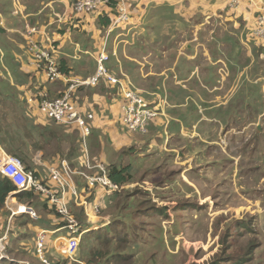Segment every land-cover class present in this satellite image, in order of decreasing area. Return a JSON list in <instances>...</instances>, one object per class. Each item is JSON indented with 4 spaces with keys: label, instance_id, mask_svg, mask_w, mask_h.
<instances>
[{
    "label": "crops",
    "instance_id": "crops-1",
    "mask_svg": "<svg viewBox=\"0 0 264 264\" xmlns=\"http://www.w3.org/2000/svg\"><path fill=\"white\" fill-rule=\"evenodd\" d=\"M126 1L136 4L139 8L138 13L132 19L133 24L139 25L134 30L136 31L135 34L132 33V30L127 33L121 29H115L111 32L108 39V41L111 40V47L108 52L110 58L108 69L111 72L116 70L118 73L117 77L120 78L123 85L127 86L131 84L145 99L155 103L159 111L158 115L161 118L154 125L160 126H153L144 135L121 131L122 126L119 128L117 123L121 116V101L118 100L119 97L112 96L104 85L79 88L75 101L82 111L93 114V119L91 120L93 131L87 141V149L91 157L97 158L104 163L111 162L115 154L122 151L125 147H134L136 151H139L141 145L147 148L150 143H157L158 149L162 150L165 138L171 141L178 136L177 138L181 137L185 140L186 136L182 137L185 135L182 131L187 128L195 126L197 129L204 131L203 124L207 121L208 114H211L213 118L212 114L214 110L219 105L225 104L213 101L215 104H205V108H202L195 100L197 99L196 96L201 95L200 68L198 67L197 69L196 65L198 63L191 64L186 68L189 63V55H194H188L187 50L192 46L191 41H197L196 46H202L197 50L206 49V42L208 40H205V35L199 40L196 30L195 33H192L191 38L185 43L180 44L181 46L179 47L173 44L176 39L169 37L171 35L162 29L160 32H154L157 20L163 21L162 23H165V25L171 24L170 21H167L169 16L165 13L167 7L165 4L172 7L173 13L176 14L177 22H179V19L180 22L195 19V22L200 24L199 28L203 29L205 27L210 30L214 26L212 17L216 13L221 12L220 7L222 5L228 13L233 14L232 16L226 15L227 26L232 27V35L222 37L216 34L215 39L212 40L215 47H218L217 40L229 38V43L233 42L232 49H237V46H240L242 50H246V53L251 56V50H248L249 47H247L249 43L254 48L260 42L264 45V36L255 35L254 32L256 27V10L262 5V0ZM234 2L236 3L231 5ZM3 3H6V5H2ZM38 3V6L31 9V4ZM8 4L12 7L11 13L13 16L6 18L3 14L7 10ZM59 6L61 7L59 8ZM104 9L107 12L109 10L105 6L100 7L102 13ZM100 17L101 15L99 14H73L70 9V0H33L30 3H23L21 0H0V96L17 97L21 104L23 103L22 101L26 103L22 110L17 111L23 124H25V126L21 125L20 127L18 132L20 133L19 137L29 150L32 163L36 165L38 171L36 178L40 186L50 190L58 198V201L52 202L47 194L34 189L32 191L34 193L29 198L20 196L16 191H12L7 195L4 205L0 207V231L3 228L4 222L8 220L12 223L19 221V226H17L18 231L21 228L28 229L27 233L20 232L19 236L17 235L18 237L16 236L17 238L7 247V254L10 260L6 261L9 263L16 261L18 264L20 262L39 264L38 255L36 254L37 260L34 262V259L27 252V246L32 244L36 248V239L41 232H44L45 241L47 235L53 236L51 245L55 251V256L61 260V264H86L87 255L82 254L81 256L80 252H78L77 256H80L81 258L79 257V259L81 260H76V253L72 259L59 253V248L65 245L66 235L62 233L65 232V225H61L62 220H65V218L58 211V207L63 202L69 214L76 219L77 217L71 210L73 204L76 205L73 208L83 210V207L81 208V206L77 205V197L73 195L71 191L72 187H77L79 201L82 202L86 198L85 195H82L83 190L91 189L86 181L85 174L92 173L72 170L70 167V139H72L71 133L74 130L62 129V131H58V125H51L45 121L36 104L29 102L28 99L34 96L37 99V96H41L43 93L46 96L48 94L52 98H55L71 83L78 79L82 80L79 77L72 76L74 68L71 64L73 61H80L83 57L81 54H90L89 51L92 54L91 58L93 62L96 64L98 49L107 28L106 25L102 24L99 19ZM30 27H35V32L30 33ZM178 32L181 33L182 31L178 30ZM158 38H160L159 41H169L170 38L173 40L169 41L170 44L167 43L171 46L170 48L164 49L160 56H154V58L151 55L154 50L155 39ZM31 41L37 44H43L42 42H44L47 46L51 44L53 47L52 54L58 62L62 61L66 73H63V76L56 82L52 84L48 83L45 74L37 68L29 50ZM215 49L222 50L219 47ZM190 50L193 52L196 48ZM203 50L201 51L202 55H204ZM229 55L222 58L226 61L224 62L225 68L226 63H228L230 68L243 70L247 68L245 73H240L243 79L238 84L244 83L245 79H250V66L253 63V57L249 62L250 64L240 67L238 64L229 63L231 59ZM260 57L264 59V54L261 53ZM181 58L182 61L180 62ZM219 60L222 62L221 57ZM216 63L214 61V65L219 67ZM154 64L166 67L156 71L152 68ZM187 71L190 74L189 76H186ZM218 73L221 74L222 80L217 81L216 88L231 85L233 78L222 76V71ZM218 73L215 74V79L218 78ZM88 76L91 75H87L86 77ZM184 83L188 85V88H185ZM229 93L230 90L228 89L226 96L234 95L236 90H232L231 95ZM205 98L212 99L214 96H206ZM189 111L194 113H189ZM173 123L174 127L171 130ZM5 125L14 126L11 123H5ZM156 127L161 128L162 132H164L162 143L159 137L158 139L155 137ZM61 132L62 135H60ZM54 141L58 143V149L46 153L45 145ZM73 147L75 148V146ZM7 154L9 153L0 144V160ZM130 155L126 154L127 157ZM36 157L38 159L40 157L38 164L34 159ZM149 157H151V154ZM42 159H50L53 162L65 161L74 173H78L76 176L78 178L74 182L71 180L69 186H66L63 190L56 181L49 177V164L42 163ZM82 177L84 180L83 184L79 180ZM41 196H45L46 201L42 202ZM55 204H57L56 209L52 210V205ZM24 206L33 208L36 217H32L31 219V216L27 212L22 211L12 214L18 208L23 210ZM82 212L88 228L97 226L95 229L97 230L109 224V220L100 215H93L90 212L85 213L84 210ZM4 233L6 232L4 231ZM4 233L0 234V236ZM45 258L54 261V263L57 262L56 258L54 260L46 256Z\"/></svg>",
    "mask_w": 264,
    "mask_h": 264
},
{
    "label": "rangeland",
    "instance_id": "rangeland-1",
    "mask_svg": "<svg viewBox=\"0 0 264 264\" xmlns=\"http://www.w3.org/2000/svg\"><path fill=\"white\" fill-rule=\"evenodd\" d=\"M21 1L30 3L33 0ZM153 4L155 5V3ZM2 5H6V3ZM31 5V9H33L39 3ZM165 5L167 6L165 13L169 16L167 21H170L171 24L165 25L162 23L163 21L157 20L154 32H160L162 29L171 35L169 37L176 39L173 44L179 47L180 44L190 39L196 30L199 40L203 35H205V40H208L204 50H197L202 47L196 46L197 41H191L192 46L187 50L188 55L194 54L195 56L189 55V63L186 68L196 63H198L197 69L203 66L202 70L199 69L201 72L199 75L201 95L196 96L197 103L205 108V104H215L213 101L223 104L228 99L234 98L236 103L240 105L241 96L226 95L229 89V95L232 94V90H236V94L243 90V96H245L243 85L238 83L242 80L240 73H245L247 68L244 70L230 68L228 63H226L225 68L224 62L226 61L222 58H225L226 55L228 57L232 51L229 57L236 59L239 63L240 57H244L246 50H242L240 46H237V49H232L233 42L229 43V38L216 41L217 46L222 50L215 49L218 47H215L212 42L216 34L222 37L232 35V27L227 26L226 15L232 16L233 14L228 13L221 5V12L212 17V23H214L212 29L205 27L201 29L199 28L200 24H197L195 19L183 22H180L179 19L177 22L172 7L168 4ZM11 9L12 7L8 4L7 10L3 14L6 18L13 16ZM90 14H100V11L97 10ZM178 30L182 32L179 33ZM135 33L136 31L133 32V34ZM159 40L160 38L155 39L152 57L160 56L164 49L170 48L171 46L168 44L173 39L170 38L169 41ZM42 43L44 47L48 48L44 42ZM110 47L111 40L107 41L108 52ZM247 47H249L248 50L254 49L250 43ZM192 48H196V50L191 52L190 49ZM202 50L204 55H202ZM89 53L81 54L83 57L80 61L72 62L73 77L83 79L87 75L95 73L96 64L91 58L90 51ZM218 57H221L222 62ZM214 61L223 66L216 67ZM207 63L211 66H206ZM165 67L160 64L152 66L156 71ZM257 67L262 69L264 65ZM221 71L222 76L233 79L231 85L216 88L217 81L222 80L221 74L218 73ZM112 73L118 76L116 70H113ZM216 73H218L217 79L212 77ZM187 75H190L188 71L186 72ZM259 79L260 77L256 80ZM261 81L264 92V79ZM48 83L52 84L51 82ZM184 84L185 88H188V85ZM214 88L216 89L214 90ZM204 96H214V98L209 99ZM257 98V96L255 99L252 96L246 97L245 102L247 99H252L251 108L246 112L243 110L244 114L249 112V115H245L246 117L242 115L240 119L232 122L230 127H223L227 125V122L222 123L221 117L223 115L220 111V118L214 119L211 114H208V119L203 124L204 131L193 126L182 131L185 134L182 137L186 136L185 140L181 137L177 138L178 136L171 141L165 138L162 150L158 149L157 143H150L147 148L141 145V149L136 152L134 159H129L126 153L123 156L120 153L118 156L115 155L113 161L118 164L125 165L134 161L132 166L137 167V172H134V180L125 186L127 192H132L131 198L127 200L124 197L117 199L114 197L112 202L103 203L101 207L99 215L109 220V224L106 223L109 230L105 234L114 236L118 233L119 236L127 240L120 243L114 240L113 247L117 246L121 249L126 247L125 254H132L133 264H264V110L253 119L254 114L252 112L258 110ZM22 102L21 104L17 97L0 96V144L4 143L5 130L19 132L21 125L25 126L17 112L25 107L26 103ZM43 119L50 122L51 125H58V131H62V129L74 130L71 133L70 144L71 147L75 146L77 149V152L76 149L73 150L72 155L74 153L77 155L79 135L76 130L78 127L76 125L57 124L45 117ZM5 123H11L14 126H6ZM88 124L92 133V121H88ZM258 126L260 130H258ZM122 128L129 133L144 135L140 134L141 132H130L123 126ZM155 135L162 142L164 132L161 128L157 129ZM77 138L78 141H76ZM18 139L21 140L20 137ZM57 144L54 141L45 145V152L50 153L52 150L58 149ZM6 151L12 154L13 150L8 148ZM150 154L152 158H149ZM87 155L91 164L96 162V158L90 156L89 150ZM34 159L38 164L40 157ZM147 160H151L152 167L160 164L161 168L159 167L156 172L149 169L144 173L148 166L144 169ZM41 162L49 164L48 167H50L53 160L42 159ZM77 174V172L71 174L73 182L78 178L76 177ZM79 180H81L80 183H84L83 177ZM83 191L82 195L87 196L92 190L85 189ZM41 197L42 202L46 201L45 196ZM83 201H79L78 196L76 203L83 207ZM150 205H155L158 208L165 206L166 210L163 214L158 210L148 209ZM73 206L76 205L73 204ZM73 206L71 210L74 214L79 211V208H73ZM239 221L242 223H238ZM18 223L19 221L12 223L9 220L4 222L0 234L6 232L5 245L7 247L19 236L20 232L27 233V228L17 230ZM104 227L100 230H103ZM62 233L68 235L67 230ZM52 238L53 236L47 235L44 248L45 256L51 260L56 258V263L47 259L50 264H61V260L55 256V251L52 248ZM77 249L79 251L76 250V260H81L79 259L80 256H77L78 252L81 253V256L82 254L88 256L91 251L100 249L106 252L107 256L100 259L99 264H124L122 261L111 260L109 256L112 252L110 246L103 245L102 240H97L96 235L85 238ZM27 252L35 262L37 260L35 246L32 244L27 246ZM241 258H245L244 261L237 262V259ZM2 264H18V262L9 263L4 260ZM91 264H95V262Z\"/></svg>",
    "mask_w": 264,
    "mask_h": 264
},
{
    "label": "built area",
    "instance_id": "built-area-1",
    "mask_svg": "<svg viewBox=\"0 0 264 264\" xmlns=\"http://www.w3.org/2000/svg\"><path fill=\"white\" fill-rule=\"evenodd\" d=\"M111 1L112 0H72L70 9L75 15H87L96 12L97 10L100 11L101 6L109 7ZM114 1V7L111 14L112 21L106 28L105 36L103 37L98 50L95 73L82 80L78 79L71 83L60 93V96L55 98L49 99L45 96V93H43L41 96H37V99L35 96L28 99L29 102L36 104V107L45 118L52 120L57 124L76 125L78 127L81 133V143L85 148V156L82 158L81 162L86 164L88 170H98L96 174H85L86 181L89 187L99 189L106 195H111L113 192L121 190L123 186H119L109 180L105 168L101 163H90L87 155L88 150L86 141L91 134L88 121L93 119V114L91 112L81 110L78 103L72 99L71 91L78 85L96 86L100 80H103L107 84L117 88L123 100L121 101L120 122L121 125L130 132L145 133V130H147V122L159 114L157 108L151 106L149 102L146 101L140 94V92H138L131 84H128L127 86L123 85L120 78L108 69V62L110 58L107 51V41L111 32L115 29L125 30L127 33L131 30L134 32L139 25L133 24L132 22L133 16L139 11L136 4L128 3L126 0ZM235 3L236 2L231 5ZM35 30V27L29 28L30 33L35 32ZM254 32L255 35L264 36L263 5L258 7ZM29 50L37 68L45 74L48 82L54 83L63 76V73L59 69V62L52 54L53 47L51 44H49L47 48L42 44H37L36 42L31 41ZM73 173L74 172L65 161H61L59 166L52 165L48 167L49 177L56 181L63 190L71 183V174ZM0 174L7 177L12 182L15 186L16 192L31 189L39 190L47 194L52 202L58 201V198H56L50 190L40 186L39 182L33 176L32 171L26 170L21 160L15 155L7 154L0 160ZM71 191L75 197H78L75 187H72ZM83 210L85 213L90 212L93 215H99L101 212L98 201L89 203L84 200ZM18 211L27 212L31 217H36L35 211L30 206H24L23 210L18 208L17 211L12 212V214ZM58 211L67 221L64 228L68 232L65 239V245H62L59 248V253L72 259L79 246L82 235L87 233L90 229H96L97 226L92 228H80L76 219L69 214V211L63 202L60 203ZM6 240L7 235L4 233L0 236V263L4 260H10L6 250ZM44 241V232H41L36 239V254L42 264H50L44 256ZM20 264L29 263L20 262Z\"/></svg>",
    "mask_w": 264,
    "mask_h": 264
},
{
    "label": "trees",
    "instance_id": "trees-1",
    "mask_svg": "<svg viewBox=\"0 0 264 264\" xmlns=\"http://www.w3.org/2000/svg\"><path fill=\"white\" fill-rule=\"evenodd\" d=\"M114 2L115 1L112 0L111 3L109 4L110 6L107 7V8H109L108 12L105 11L106 9H104L103 13L101 12L99 14V15H101V17L99 19L101 20L103 25H106V27H108L111 24V21H112L111 14H112V9L114 7ZM262 5L264 7V0H262ZM257 14H258V9L256 10V15ZM251 52L253 53V54L251 53L252 54L251 56L246 53L245 55H243L244 57H240L241 60L239 61V63H238V61L236 59H232L231 58L229 60L230 64L237 63L238 66L241 67V66H246V65L250 64L249 62H250L251 58L254 55V57L252 58L253 63L250 66L251 67V69H250L251 73H250V76H249L250 79H245V82L241 84V85H243L244 95L245 96H243V90H241L237 94L236 93L234 94L235 96H241V100L239 101L240 105H238L236 103V100L234 98L231 99V100L229 99L228 101H226L225 104L219 105L218 108H216L214 110V113L212 114L214 119L220 118L219 114H221L220 111H222V115H223V117H221L223 119L222 123H226L227 122L226 126L221 125L223 127H226V128L230 127L232 122H235L238 119H240L242 115L243 116H245V115L248 116L249 115V112L247 114L243 113V110L245 112L248 111V109L251 108V104H252V99H250V100L247 99V102H245L247 96H252L253 99H255L256 96L258 97L257 98V104H256L257 107H258V110H254L252 112L254 114L253 119H255V117L257 116L258 113H262V111L264 110V98H263L264 92L262 90V81H261L262 79H264V67L262 69L257 67V66H263L264 65V59H262L260 57L261 53L264 54V45L261 42L258 43V46L256 45V47L253 50H251ZM209 65L211 66V64H208V63L206 64V66H209ZM218 65L222 66V64H218ZM59 66H60L59 67L60 71L62 73H66V69H65L62 61H59ZM200 68L202 70L203 66H201ZM200 73L201 72H199V75H200ZM210 74H212V73H210ZM212 77H215V76H212ZM258 77H261L260 78L261 80L260 79L256 80ZM100 85L106 86L112 96H114V97L118 96L119 97L118 100L123 101L122 100V96H120L119 90L117 88L107 84L103 80H100L99 83L96 86H89V87H97V86H100ZM82 87H88V86L78 85L71 91V96H72V99L74 101H75V96H78L77 90L79 88H82ZM234 95H232V96H234ZM58 96H60V94ZM46 97L50 98V96L48 94H47ZM145 100L148 101L151 106L156 107L154 102H150L147 99H145ZM244 103H245V107H244ZM189 113H194V112L189 111ZM250 114H251V112H250ZM160 118H161V116L157 115V116H155L154 118L150 119L147 122L146 127H147V131L148 132L150 131V129L153 126H160V125H154L155 122L158 121ZM117 123H118L119 128H120V126H121L120 118L117 121ZM173 127H174V123H173V125H171V130H172ZM156 128L159 129V127H156ZM77 131H78V135H79L78 154L76 155V153H74L72 155L73 150L76 149V148H74L73 146L70 147V150H69V153L71 155V158L69 160L70 161V167H71L72 170H81L83 172L96 174L97 171H98L97 169L88 170L87 167H86V164L84 162H81L82 158L85 156L84 155L85 154V152H84L85 148L82 146V143H81V133H80L79 129ZM121 131H124V129L122 128ZM145 133H140V134H145ZM4 137H5L4 138V143H1V145L5 148V150H8V148L12 149L13 150L12 151V155L13 154L16 155L21 160V162L23 163L25 169L26 170H31L32 173H33V176L36 178L38 176V171H37L36 165H34L32 163V161H31V155H30L29 150L25 147L24 143L20 139H18L19 138L18 131L8 132V131L5 130ZM89 137L87 138V141H88ZM76 141H78V138H77ZM87 141H86V146L88 147V142ZM76 152H77V149H76ZM136 152L137 151H136V149L134 147H125L122 151H119V153L122 156L125 153L128 154V155H130L132 153V155L128 156L129 159H134L135 155H136ZM119 153H117L115 155L118 156ZM114 158H115V156H114ZM114 158L109 163L101 162L99 159L96 158V162L93 163V164L101 163L104 166V168H105V171L107 173V176H108L109 180L111 182L119 185V186H123V188L120 191H115L111 195H106L103 191H99V190L97 192L96 188H91L90 190H92V191L86 196L85 200H87L89 203L94 202V201H98V203L100 204V208L103 206V203L107 204V203L112 202L114 197H115V199L120 198V197H124V198H126L128 200L129 198H131L133 196L132 192H127V190H125L124 186H126L127 184L131 183L134 180V172H137V167L135 165H134V167L132 166V162H134V161H130L128 164L122 165L120 162H119L120 164L114 162L113 161ZM149 158H152V157H149ZM150 161L151 160H147L146 161L147 164L144 166V169H145V167L147 165L148 166H147L146 170L144 171V173L146 171H148L149 169H150V171H154V172H156L159 169L160 164H158L157 166L152 167ZM52 165L59 166L60 162L59 161L53 162L51 164V166ZM36 180H37V178H36ZM75 188H76L77 193L79 194V191L77 190L76 186H75ZM12 191H15V186L12 184V182L7 177H5L2 174H0V207H2L4 205L7 195L10 192H12ZM32 191H34V190L31 189V190L19 191L18 193H19L20 196H24L26 198H29V197H31V194L34 193ZM56 205L57 204L52 205L53 208H51V209L55 210L56 209ZM123 206L125 207V205H123ZM149 207L150 208H148V209H155V210H158L159 212H161L163 214H164V212L166 210L165 206L162 207V208H158V207H155V205H150ZM82 211L83 210L79 209V211L74 213V215L77 217L76 221H77L79 227L80 228H86L87 224L84 221L83 212ZM30 218L32 219V217H30ZM238 223H242V221H239ZM66 224H67V221L66 220H62L61 225H66ZM108 230H109V227H107V226H105L103 230H100V229L90 230L86 234L82 235L81 242L84 241L85 238H87L89 236L91 237L93 235H96L97 236V240H99V239L102 240L103 245L110 246V248L112 250V252L109 255L111 260H113L115 262L122 261L124 264H133V262H132V260H133L132 254H125L126 253V247L124 249H121V248H119L117 246L113 247L114 240L115 241L117 240L116 242H119V243L120 242H126L127 240H125L124 238L119 236L118 233H116L114 236L106 235L108 233L107 232ZM101 231H103L104 233H102ZM96 232H98V233H96ZM106 256H107L106 252H103L100 249H95V250L91 251V253H89V255L87 256L86 264H91L93 262H95V264H99L98 261L100 259H102V258H105ZM244 259L245 258L237 259V262L241 263V262L244 261Z\"/></svg>",
    "mask_w": 264,
    "mask_h": 264
},
{
    "label": "clouds",
    "instance_id": "clouds-1",
    "mask_svg": "<svg viewBox=\"0 0 264 264\" xmlns=\"http://www.w3.org/2000/svg\"><path fill=\"white\" fill-rule=\"evenodd\" d=\"M87 228H88V227H87ZM90 230H95V229H90ZM90 230H89V231H90ZM84 234H85V233H84Z\"/></svg>",
    "mask_w": 264,
    "mask_h": 264
},
{
    "label": "water",
    "instance_id": "water-1",
    "mask_svg": "<svg viewBox=\"0 0 264 264\" xmlns=\"http://www.w3.org/2000/svg\"><path fill=\"white\" fill-rule=\"evenodd\" d=\"M258 130H260V127L258 126Z\"/></svg>",
    "mask_w": 264,
    "mask_h": 264
}]
</instances>
